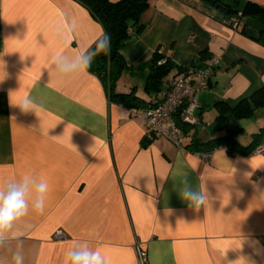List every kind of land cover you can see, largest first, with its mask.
Segmentation results:
<instances>
[{
    "label": "crops",
    "instance_id": "obj_1",
    "mask_svg": "<svg viewBox=\"0 0 264 264\" xmlns=\"http://www.w3.org/2000/svg\"><path fill=\"white\" fill-rule=\"evenodd\" d=\"M148 1L144 28L120 49L127 65L117 93L134 89L145 102L165 95L144 91L155 51L181 68L219 57L199 95L200 122L186 127L181 148L164 137L144 140L143 120L110 100L89 70H54L55 55L90 51L103 32L84 6L0 0V184L30 173L50 187L44 212L30 210L15 223V238L0 244V264H14L17 250L23 264H66V251L79 241L101 248L111 264H136V245L146 264H264V154L219 148L204 161L186 148L192 136L220 134L216 102L233 107L264 86V44L243 29L262 26L249 14L236 29L223 22L248 1L264 8V0ZM25 97L35 111L18 106ZM241 122L244 131L250 123V137H238L246 144L264 128V110ZM183 173L208 194L198 210L179 195ZM57 230L66 238L54 237Z\"/></svg>",
    "mask_w": 264,
    "mask_h": 264
},
{
    "label": "trees",
    "instance_id": "obj_2",
    "mask_svg": "<svg viewBox=\"0 0 264 264\" xmlns=\"http://www.w3.org/2000/svg\"><path fill=\"white\" fill-rule=\"evenodd\" d=\"M84 6L102 26L103 32L111 36V50L109 53H101L94 57L91 67L88 69L95 74L104 84L110 100H115L122 103L124 106L131 107H150L156 105L159 101L145 102L144 99L135 94L134 89L127 93H117L115 91L116 82L126 67L127 63L120 53V49L128 43L133 33H139L145 26L141 21L140 16L149 5L148 0H76ZM238 12V11H236ZM241 12V17L244 14H249L254 17L255 21L260 23L261 28L255 30L248 26H244L245 32L256 39L261 44H264V8L248 1ZM95 43L90 51L94 50ZM152 64L148 69L146 80L144 83V91L148 94H158L163 90L166 92L169 86H166L168 76L175 68L183 70L176 65L170 57H163L157 51L154 52ZM164 58V62L158 61ZM174 73V72H173ZM173 78V77H172ZM172 78L170 81H172ZM167 80V81H166ZM171 84V82H170ZM217 115L214 120V127L219 131L218 136L209 138L205 141H200L192 136L186 148L194 152L198 151H214L219 146L228 147L227 152L230 154L249 155L254 149L264 143V128L251 135V140L244 144L238 137L244 131L240 121L251 117L257 109L264 110V86L255 90L249 97L241 98L235 106L231 107L228 104L218 101L215 103ZM176 124L187 132L189 125L181 122L177 114L174 115ZM233 118V120L230 119ZM145 140V139H144ZM148 141V140H146Z\"/></svg>",
    "mask_w": 264,
    "mask_h": 264
},
{
    "label": "clouds",
    "instance_id": "obj_3",
    "mask_svg": "<svg viewBox=\"0 0 264 264\" xmlns=\"http://www.w3.org/2000/svg\"><path fill=\"white\" fill-rule=\"evenodd\" d=\"M73 24L69 31L74 28ZM61 38L65 37L61 35ZM111 50V36L102 32L95 42L92 51L85 50L75 55L60 53L52 58L54 70L61 75L86 72L92 65L95 56ZM18 106L23 111L36 109L37 105L31 97L23 98ZM180 197L190 207L198 210L208 202V194L204 188H197L189 180V174L183 173L178 178ZM50 187L46 178L25 173L18 179H10L0 184V244L15 238L12 230L17 221L25 217L29 211L43 213ZM66 264H111L110 258L101 248L93 249L87 241H79L66 251ZM14 264H23L24 257L17 250L13 255Z\"/></svg>",
    "mask_w": 264,
    "mask_h": 264
},
{
    "label": "built area",
    "instance_id": "obj_4",
    "mask_svg": "<svg viewBox=\"0 0 264 264\" xmlns=\"http://www.w3.org/2000/svg\"><path fill=\"white\" fill-rule=\"evenodd\" d=\"M241 12L228 15L223 22L236 29L240 24ZM164 62L161 58L158 63ZM219 64V57L211 55L204 65L198 68L174 69V75L168 91L163 98L154 106L131 107V113L144 122V139L151 141L157 137H164L171 141L176 147H183L187 137L177 124L174 115L189 125H196L200 122L197 110L200 107L199 95L206 89L208 80ZM228 150L226 146H219L216 149ZM213 151H198L196 154L204 161H209ZM253 153L264 154V143L258 145ZM56 238H66V234L57 230L54 233ZM136 264H146L147 255L145 250L136 245Z\"/></svg>",
    "mask_w": 264,
    "mask_h": 264
},
{
    "label": "rangeland",
    "instance_id": "obj_5",
    "mask_svg": "<svg viewBox=\"0 0 264 264\" xmlns=\"http://www.w3.org/2000/svg\"><path fill=\"white\" fill-rule=\"evenodd\" d=\"M240 20H244V18H242V17H240ZM242 121V120H241ZM240 121V123L242 124V122ZM244 125V124H243ZM242 125V126H243ZM249 125H250V123L248 122V124H246V128H245V131H244V133L240 136V137H242V140L243 141H246L249 137H250V127H249Z\"/></svg>",
    "mask_w": 264,
    "mask_h": 264
},
{
    "label": "water",
    "instance_id": "obj_6",
    "mask_svg": "<svg viewBox=\"0 0 264 264\" xmlns=\"http://www.w3.org/2000/svg\"><path fill=\"white\" fill-rule=\"evenodd\" d=\"M216 6H217V7H220L221 4L218 3ZM226 12H227V13H230V9H229V8H226ZM253 37H255V34H253ZM230 119L233 120L232 117H230Z\"/></svg>",
    "mask_w": 264,
    "mask_h": 264
}]
</instances>
